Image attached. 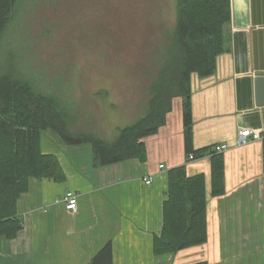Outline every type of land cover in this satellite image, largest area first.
Listing matches in <instances>:
<instances>
[{
    "label": "crops",
    "instance_id": "0c3cea01",
    "mask_svg": "<svg viewBox=\"0 0 264 264\" xmlns=\"http://www.w3.org/2000/svg\"><path fill=\"white\" fill-rule=\"evenodd\" d=\"M230 3L226 49L217 56L215 71L203 78L192 75L190 82L194 148L228 145L225 193L209 195L207 156L185 161L177 98L176 111L144 139V162L93 166L91 150L87 156L81 145H62L66 151L56 154L65 180L29 179L17 202L23 227L13 239L0 236V264H86L107 241L112 264H264V106H256L253 85L254 76L264 74V0ZM240 126L259 129L263 138L237 145ZM183 163L188 174H205L208 238L155 258L152 239L161 229L166 171ZM148 175L153 181L147 186L142 178ZM67 190L79 194L74 213L64 208Z\"/></svg>",
    "mask_w": 264,
    "mask_h": 264
},
{
    "label": "trees",
    "instance_id": "16d2710c",
    "mask_svg": "<svg viewBox=\"0 0 264 264\" xmlns=\"http://www.w3.org/2000/svg\"><path fill=\"white\" fill-rule=\"evenodd\" d=\"M18 0H0V40L12 22ZM231 21L230 0H175L173 40L150 84L145 111L118 129L112 141L93 133H73L67 128L65 109L51 96L37 91L12 63L0 70V236L13 239L23 227L17 202L29 189V179L65 180L58 155L44 151L41 134L53 133L62 146L88 144L93 166L127 159L144 162V139L163 126L173 99L181 100L185 161L209 159V195L225 193L222 153L212 146L194 148L191 111V76L207 77L217 56L226 49L225 29ZM264 169V138L262 141ZM166 198L162 202L159 235L153 236L155 258L174 254L207 241V186L205 174H188L186 164L166 171ZM86 264H112V243L107 241ZM190 264H206L204 261Z\"/></svg>",
    "mask_w": 264,
    "mask_h": 264
},
{
    "label": "rangeland",
    "instance_id": "374dc122",
    "mask_svg": "<svg viewBox=\"0 0 264 264\" xmlns=\"http://www.w3.org/2000/svg\"><path fill=\"white\" fill-rule=\"evenodd\" d=\"M18 3L0 40V70L14 63L37 91L54 97L73 133L112 141L143 115L173 40L175 0ZM41 147L65 150L50 131L41 134ZM80 148L89 154L88 144Z\"/></svg>",
    "mask_w": 264,
    "mask_h": 264
},
{
    "label": "built area",
    "instance_id": "2783aa9c",
    "mask_svg": "<svg viewBox=\"0 0 264 264\" xmlns=\"http://www.w3.org/2000/svg\"><path fill=\"white\" fill-rule=\"evenodd\" d=\"M262 139V134L259 129L251 128L249 126H240L238 128V136L236 139L237 145H243L247 141H254ZM228 149V145L224 142H219L213 145L212 150L215 153H223L225 150ZM192 160V156H189ZM159 168H163V164H159ZM142 181L145 185H151L153 178L152 176L148 175L142 178ZM79 194L74 190H67L63 197L62 201L64 204L65 210L68 212L74 213L77 210V202H78Z\"/></svg>",
    "mask_w": 264,
    "mask_h": 264
},
{
    "label": "water",
    "instance_id": "95a60500",
    "mask_svg": "<svg viewBox=\"0 0 264 264\" xmlns=\"http://www.w3.org/2000/svg\"><path fill=\"white\" fill-rule=\"evenodd\" d=\"M256 106H264V74L258 73L253 78Z\"/></svg>",
    "mask_w": 264,
    "mask_h": 264
}]
</instances>
